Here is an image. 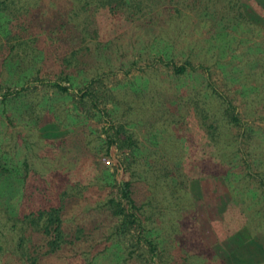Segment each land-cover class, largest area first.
Masks as SVG:
<instances>
[{"label":"trees","instance_id":"obj_1","mask_svg":"<svg viewBox=\"0 0 264 264\" xmlns=\"http://www.w3.org/2000/svg\"><path fill=\"white\" fill-rule=\"evenodd\" d=\"M191 15L207 27L208 58L216 47L223 67L239 66L230 77L225 71V91L214 84L208 66L194 64V42L187 55L174 58L182 48L181 29L175 27L172 43L179 40L171 56L160 55V27L184 24ZM259 36L264 37V0H0V91L5 89L0 122L70 124L63 152L73 144L80 155L76 167L65 172L56 171L52 162L50 173L58 172L61 179L46 184L39 178L45 180V169L30 174L25 162L16 169L8 166L2 138L0 201L8 204L9 195L31 175L40 184L31 188L34 203L28 211L8 209L0 219V230L8 227L16 241L0 264H48L64 256L71 262L78 258L73 264L112 259L114 264H210L201 259L215 254L213 248L201 242L196 225L184 227L199 204L215 228L226 233L223 241L247 232L250 241L264 233V49ZM232 42L247 49L227 59ZM147 58L177 77L203 67L204 89L157 92L147 84L135 89L127 76L106 83L113 67L128 74ZM41 90L68 100L63 106L49 104ZM135 97L142 107L134 109L149 125L145 139L156 146L163 139L161 146L145 145L129 126ZM121 103L130 108L120 110ZM196 133L201 136L197 143L192 141ZM185 135L190 147L173 156L172 142L181 143ZM192 173L219 183L213 195H192L191 182L197 180ZM81 189H94L97 198H91V220L75 224L68 206L86 195ZM161 200L167 203L161 214L150 209L151 202Z\"/></svg>","mask_w":264,"mask_h":264},{"label":"rangeland","instance_id":"obj_2","mask_svg":"<svg viewBox=\"0 0 264 264\" xmlns=\"http://www.w3.org/2000/svg\"><path fill=\"white\" fill-rule=\"evenodd\" d=\"M183 21H185L184 24L178 25V22H173L170 26L169 24H165L160 27V31L162 32V38L158 46L162 50L160 55L165 59L167 57H170L173 51V45L179 39H181L182 48H179V50L176 51L177 55L174 57L176 60H180L183 56L187 55L190 52L191 42H194V54L192 57L194 64L199 65L200 62H203L205 66H208L210 69V77L214 84L218 86L220 90L225 91L226 87L223 84L224 77L226 74L225 71L228 72V77H230L233 74H238L237 70L239 66L235 64V66L223 67V62L221 61L223 56H221L222 54L216 47L213 48L214 55L208 58L209 52L206 51L208 49L207 45L212 40H206V38L208 37L206 31L207 27L200 25V23H196L192 15L189 18L185 17ZM175 27L176 29H181L182 32L179 39L173 44L172 39L175 38ZM260 37L262 36H259L258 40L261 41V48L264 49V37ZM213 41L215 43H218L217 39H213ZM243 45L244 44L241 42V46L238 47L237 44L235 45V43L232 42L231 48H228L225 54L227 59H232L231 55L238 56L242 52H245L247 48ZM232 47L236 48L232 50ZM130 59H132V57H130ZM123 68L125 69L126 66ZM114 70L115 72L113 73ZM107 72L108 73L106 77V83H116L121 79L125 80V76H127L132 79V84L130 86H133V88L135 87V89H140V86H142V84H147L150 90L154 89L157 92H162L163 90H165V92H172L173 90H185L188 92L191 90H200L204 89L206 82L204 78L205 75L203 67H198L197 71L195 72H187L186 74L181 75V77H177L171 75L170 71L167 70V67H164L161 63L157 62L154 65H151V58H147L145 60L141 59L136 65L131 66V69L128 74H125L123 73V71H120L119 67H113ZM121 88H124V86H121ZM39 89L40 88H38L37 90ZM3 91H5V89L1 90L0 92ZM41 92V95L45 96V98L42 99L47 101V103L49 104L63 106V103L68 100L67 97L53 95L49 90H41ZM69 102H71V100ZM122 104L123 103L120 104V110L123 109V111H126L130 108L127 107L129 106L127 103V105L124 104L125 108H123ZM132 104L133 108L129 110V113L131 114V112H133V114L131 115V124L129 126L134 128V130L138 134V137L142 139V143H144L145 145L152 146L153 149L155 147L161 146L160 144L164 141L163 139L159 140V145L157 146L150 144V142L145 139V137L148 136L146 132L148 130L149 125H147L146 120L143 119V113L140 112V109H134L135 107H142L138 97H135L132 100ZM60 114H64V112H61ZM72 124L74 123L72 122ZM261 125L264 127V123H261ZM69 126L71 125L69 124ZM69 126H60L58 125L57 121L50 123L47 122L43 125H40L39 127H30L29 125L25 126L23 121H15L12 125L0 122V127L2 128V132L0 134V141H2V138L4 139L3 149H5L6 152V162L8 163V166H14V168L16 169V166H22V164L25 162L28 164L29 169L31 170L29 171L30 174L32 173L33 169L46 170V173H44L47 174L45 180L44 178L39 176V178L42 179L43 182L45 181L46 184L49 182H53V179L59 181L61 177L58 178L57 173L62 170L65 172V170L67 169L76 167L75 163L80 158V155L78 154L79 146L76 148L72 144L70 146L71 149L69 148L67 149L68 151L63 152V149H65L66 147H63L62 142L63 140L66 141L67 137H69L70 135ZM86 132L88 133L89 137L88 129H86ZM186 133L188 132H183V134ZM199 133L195 134L192 139L193 142L197 143L200 141L201 136ZM94 134L95 133H93V135ZM91 135L92 134H90V136ZM149 137H151V135H149ZM180 142L181 143L172 142L175 145H172L170 143V148L172 149L173 156L177 154L182 155V153L185 154L188 149L187 147H190L191 140H188L187 135H185ZM52 162H54L53 168L58 171L54 174L50 173V170L52 168ZM195 169H197V167H195ZM13 173L14 171H12V174ZM198 173L200 174V172ZM198 173H192L193 177L197 178V180L191 182L192 195H194V197L196 198L204 194L206 196L213 195L215 187L218 188L219 183H217L216 180L210 177L199 179V177H197ZM88 174L89 171L87 175ZM190 175L191 173L189 174V176ZM213 181L216 183L214 184ZM37 184H40V182L33 175L26 179V183L20 182L19 190H14V192L9 195L8 204L3 201H0V219H4V214L7 213L6 210L8 209L11 211V209L13 210L17 208V211L23 209L24 212L28 211L31 205H33L34 203V193L31 188H35ZM149 184L147 187L145 184H143L146 188V191L148 189L150 190ZM82 191L86 193V195L79 196L81 197V199H78L77 202H73L72 205L68 206V217L70 218V221L75 224L81 223L80 220H91L88 217L89 210L90 208H92L91 198H97V194H95L94 189H84ZM227 192L229 194V197H231L230 191L227 190ZM220 193L222 194L223 192L220 191ZM169 200H172V198L169 197ZM189 201L190 200L184 202L187 204L189 203ZM165 203L166 202H163V200L159 201L157 204L151 202V204L153 205L150 209H152L153 211H158L159 214H161V212L164 211ZM167 209L170 210L171 206L167 207ZM216 210L217 209H215L214 212H217ZM170 216L171 214L169 213L166 218H170ZM211 219V215L206 212L204 206L199 204L197 211H192V215H188L186 217V220L184 221V227H187V223H189L190 226L193 224L196 225L201 242L203 244H209V246H211V248H213L215 252V254L213 253L212 256L211 254L203 256L206 258L202 257L201 263L207 260L210 264H220V262H222V264H264V233L259 232L256 235L258 239L255 238L250 241L246 240L248 239V232L245 234L240 233L237 236H232V238L228 241H223L226 233H224L223 230H217L213 225V221H211ZM13 237L14 233L8 230V227H4L2 230H0L1 260H6V255L9 254V252H11L12 248L15 246L16 241ZM68 255H71V253H68ZM179 260L182 261L181 259ZM74 261L79 262L78 258H74L71 262L70 258L64 256L61 258H53L52 262H49L48 264H73ZM157 261L154 264H157ZM102 262L101 264H114L115 260H103Z\"/></svg>","mask_w":264,"mask_h":264}]
</instances>
